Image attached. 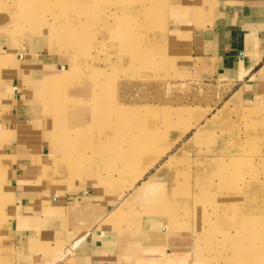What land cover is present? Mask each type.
Returning a JSON list of instances; mask_svg holds the SVG:
<instances>
[{"label":"rangeland","instance_id":"1","mask_svg":"<svg viewBox=\"0 0 264 264\" xmlns=\"http://www.w3.org/2000/svg\"><path fill=\"white\" fill-rule=\"evenodd\" d=\"M178 1L0 0V74L20 82L0 99V264L31 189L45 219L90 203L99 229L159 235L176 262L264 263L261 123L183 73Z\"/></svg>","mask_w":264,"mask_h":264},{"label":"crops","instance_id":"2","mask_svg":"<svg viewBox=\"0 0 264 264\" xmlns=\"http://www.w3.org/2000/svg\"><path fill=\"white\" fill-rule=\"evenodd\" d=\"M169 25L179 33L176 50L183 73L197 81L230 85L231 98L261 123L264 154V0H179ZM17 75L0 74L2 105L8 103L9 91L11 101L16 100ZM22 193L17 204L21 216L9 229L14 252L6 264H183L173 259L170 249L161 250L159 235L141 231L127 237L107 225L99 229L88 212L90 203H74L70 217L48 220L37 212L41 206L32 196L36 192ZM81 222H87L88 230Z\"/></svg>","mask_w":264,"mask_h":264},{"label":"bare ground","instance_id":"3","mask_svg":"<svg viewBox=\"0 0 264 264\" xmlns=\"http://www.w3.org/2000/svg\"><path fill=\"white\" fill-rule=\"evenodd\" d=\"M92 1H93V0H92ZM89 11H90V10H89ZM78 12H79V11H78ZM70 17H71V16H70ZM65 18H66V16H65ZM60 21H61V20H60ZM95 110H96V109H95ZM139 144H141V143H140V142H137V141L132 142V147H131V148H132V152H131V153L134 154V151H136V150H134V149H136V147H138ZM144 146H145V147H144ZM144 146H143L144 150L141 151V152H138L136 156L133 155V157H131L130 161H131V160H135V159H137L138 154H142V155H143V154H147V153L149 152V151H148V148H147L148 145H144ZM146 146H147V147H146ZM138 148H139V147H138ZM155 150H156V149H155ZM117 152H118V151H117ZM154 154H155V153H154ZM156 154H157V153H156ZM223 155H224V154H223ZM130 164H132V163H130ZM174 177H175V176H174ZM170 178H171V177H170ZM165 179H169V178H165ZM173 180H174V178H173ZM170 182H171V181H170ZM170 182H169V183H170ZM231 182H232V181H231ZM237 182H238V181H237ZM174 183H175L176 185L178 184L177 179L174 180ZM237 184H238V183H237ZM141 188H142V187L137 186V189H136L135 191H136V192H137V191L139 192ZM235 188H236V187H235ZM139 193H140V192H139ZM170 198H171V197H170ZM233 205H234V204H233ZM239 206H240V205H239ZM248 221H249V220H248ZM243 222H244V221H243ZM242 225H243V224H242ZM261 227H262V226H261ZM259 228H260V227H259ZM261 230H263V228H262ZM257 231H258V230H257ZM257 231H256V232H257ZM243 232H244V231H243ZM249 233H250V232H249ZM251 235H252V234H251ZM248 236H249V235H248ZM253 238H254V237H253ZM251 239H252V238H251ZM243 240H244V239H243ZM252 245H253V243H252ZM254 245H255V244H254ZM261 247H262V246H261ZM252 248H253V247H252ZM250 250H251V249H250ZM250 250H249V252H250ZM257 250H258V249H257ZM238 253H239V252H238ZM240 253H241V252H240ZM235 254H236V253H235ZM235 254H234V255H235ZM241 255H242V254H241ZM260 258H261V257H260ZM259 260H260V259H259ZM256 261H257V260H256ZM253 263H254V262H253ZM261 263H262V262H261ZM262 264H264V263H262Z\"/></svg>","mask_w":264,"mask_h":264}]
</instances>
